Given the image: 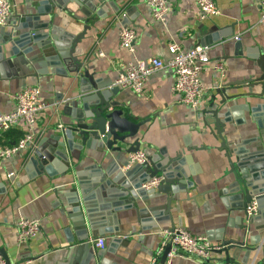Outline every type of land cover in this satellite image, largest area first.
<instances>
[{
    "label": "crops",
    "instance_id": "obj_1",
    "mask_svg": "<svg viewBox=\"0 0 264 264\" xmlns=\"http://www.w3.org/2000/svg\"><path fill=\"white\" fill-rule=\"evenodd\" d=\"M167 1L171 10L164 25L151 19L146 0H108L99 5L102 9L101 16L92 13L90 18H86L75 3L68 2L64 12L56 10L58 17L54 24L73 35L83 33L75 44L74 56L87 63L89 74L94 80H100V85L114 86L118 74L132 57L144 60L159 57L166 60L171 43H177L183 49L196 45L208 46L211 62H223L225 70L222 77L212 68V63L202 71L204 94L197 110L183 105L178 95L174 94L171 89L174 76L166 67L156 70L148 77L142 93L136 94L130 89L119 88L120 92L114 99L124 104L134 121H144L135 137L141 142L140 151L154 156L156 163L161 159L160 153L172 158L182 151V168L190 175L194 184L190 195L195 196L196 200H187L172 207L175 228L186 229L194 235L204 234L216 244H222L223 240L229 238L240 240L243 231L234 227L238 226L242 212L233 210L227 197L220 194V190L231 181L230 176L226 175L228 164L225 151L219 148L220 140L210 134L212 126L208 128L203 124L202 110L213 108L210 106L212 100L219 101V96L214 92L216 86L248 78L252 60L245 55V48L264 45V25L259 21L260 0H213L219 13L202 20L199 19L195 0ZM12 2L14 7L8 24L4 28L0 27V39L5 36V32L14 30L13 25L18 22L17 16L22 14L25 6L24 0ZM111 2L121 12L115 13ZM47 19L46 15L40 17L41 21ZM123 27H133L137 32L133 55L119 46V32ZM235 40L242 41V55L233 54ZM100 51L104 56L98 55ZM64 69L67 71L65 67ZM36 70H39L37 65L30 69L17 62L7 66L0 63V113L10 111L14 107V95L31 85L41 89V100L47 106L38 120V135L34 145L26 152L0 160V248H4L12 264H96L93 257L86 256L88 249L81 256L73 255L74 252L69 249L70 244L63 231L69 224L63 212L69 206L60 193L68 191L66 180L72 178L69 174L59 176L63 162L55 153H51V150L57 151L58 148L53 144L55 137L61 132L56 129L57 124L64 125L68 122V118L60 113L62 105L56 97L61 93L67 96L66 91L73 74H57L55 68L46 67L45 74L37 75ZM71 89L78 91V83L75 82ZM252 90L258 91L259 86ZM247 91L248 88L243 87L231 89L228 94ZM254 100L253 97H240L233 102L244 104L250 101L253 104ZM53 104L59 105L56 107ZM235 118L236 121L233 119L225 125L223 134L228 142L243 143L248 151L257 147L264 149V116L259 117L262 120L261 128L257 127L248 112ZM21 135L20 127L1 133L0 146L13 144ZM44 138L52 141L43 147L52 161L46 163L50 176L46 172L41 173L36 165L28 171L24 170L26 158ZM132 140L134 139L130 142ZM75 151L72 152L73 155H77ZM85 152L89 157L91 152ZM125 156L128 157L127 154ZM91 164L86 159L78 162L79 167ZM4 182L5 185H1ZM55 189L61 190L60 193H55ZM94 192L96 199L92 207L95 215L100 217L110 205L111 199L117 195H104V192L96 190ZM198 193L205 195L198 197ZM157 195L159 198L152 201L153 205L164 200L163 195ZM184 195L182 193L180 197L184 198ZM21 216L37 218L40 230L27 243L18 245L15 224ZM228 223L230 226H227ZM107 225L119 228L117 241H112L108 234L90 236L88 239V248H93L92 239L105 238L102 249L93 248L94 254L100 255L98 264H149L160 245V231L169 229L170 222L162 219L155 228L141 230L134 218V211L121 210L117 212L114 221ZM260 232V229L251 226L245 244H249V235L254 238ZM225 262L264 264L260 254L246 252L244 249L230 250L228 254L216 253L207 264ZM171 264L201 263L178 254Z\"/></svg>",
    "mask_w": 264,
    "mask_h": 264
},
{
    "label": "water",
    "instance_id": "obj_2",
    "mask_svg": "<svg viewBox=\"0 0 264 264\" xmlns=\"http://www.w3.org/2000/svg\"><path fill=\"white\" fill-rule=\"evenodd\" d=\"M106 1L108 0H24L23 12L17 16L18 22L14 23V30L5 32V36L0 39L1 65H13L17 62L30 69L37 65V75L45 74L46 67L55 68L57 74H73L66 91L67 96L61 93L56 97L62 105L60 113L68 118V122L53 142L58 147L57 151L51 150L64 165L59 176L69 174L72 179L66 180L69 186L67 192L60 193L61 190L57 189L54 192L60 193L69 206L63 212L69 222L63 230L70 244L69 249L74 252L73 255L80 256L88 249L86 256L93 257L96 264L100 255H95L93 248H88V239L90 236L108 234L112 241H117L119 228L107 225L114 221L117 212L133 210L141 230L155 228L162 219L169 220V229L173 230L175 224L171 215L172 207L187 200H196L195 196L190 195L194 184L190 175L182 168V151L172 158L160 153L161 159L157 163L154 156L147 154V161L144 163L128 164L125 155L140 150L141 142L135 137L144 121H134L124 104L114 99L120 92L119 87L100 85V80H94L89 74L87 63L74 56L75 44L83 33L73 35L54 24L58 17L56 10L64 12L68 2L75 3L79 11L90 18L92 13L101 16L102 9L99 5ZM110 4L115 13L121 12L114 3ZM44 15L48 17L47 21L40 20ZM242 46L241 40H235L233 54L242 55ZM245 55L252 60L248 78L216 86L214 92L220 99L218 102H210L213 108L202 110V121L206 127L212 126L210 134L220 140L219 148L225 151L228 164L226 175L230 176L231 181L220 190V194L227 197L233 210L242 212L238 226L234 227L243 231L241 239L223 240L219 244L222 248L216 253L228 254L230 250L244 249L246 252L260 254L264 261V149L257 147L245 150L243 143L228 142L223 134L226 123L233 119L236 121L235 116L244 112H248L257 127L261 128L262 120L259 117L264 116V45L245 48ZM75 82L78 83V91L71 89ZM255 86H259V90L254 92L252 89ZM243 87L248 88L246 93L228 94L231 89ZM240 97H253L255 100L253 104L250 101L235 104L233 101ZM131 139H134L133 142H130ZM47 142L52 141L42 139L39 146L26 158L25 171L36 165L41 173L46 172L50 176L46 163L52 161L50 154L43 148ZM73 151L77 155H73ZM85 151L91 152L89 157ZM82 159L91 161L92 164L79 167L78 162ZM154 176L161 177L159 184L149 189L143 188L142 185ZM1 185H5V182ZM95 190L104 192V195H117L111 199L110 205L100 217L95 215L92 207L96 199ZM182 193L185 194L184 198L180 197ZM157 194L163 195L164 200L153 205L152 201L159 198ZM204 195L197 194L198 197ZM252 201H255L257 211L255 214H248L247 206ZM229 223L227 226H230ZM251 226L261 232L254 238L249 235L247 245L245 241ZM169 250L170 245H167L160 255V264L165 262ZM0 257L4 264H12L4 248H0ZM228 263L232 262L223 264Z\"/></svg>",
    "mask_w": 264,
    "mask_h": 264
},
{
    "label": "built area",
    "instance_id": "obj_3",
    "mask_svg": "<svg viewBox=\"0 0 264 264\" xmlns=\"http://www.w3.org/2000/svg\"><path fill=\"white\" fill-rule=\"evenodd\" d=\"M194 2L201 20L219 13L213 0H195ZM146 5L149 8L151 19L164 25L171 10L168 1L146 0ZM13 7L12 0H0V27L8 24ZM259 21L264 25V0H260ZM136 38L137 32L133 27H123L119 32V46L133 55ZM168 50L169 57L166 60L159 57H152L148 60L132 57L118 74L114 86L130 89L134 93L140 94L148 77L156 70L166 67L172 71L174 76L171 87L174 94L178 95L183 105L197 110L204 94V84L201 80L202 71L212 63V68L222 77L225 70L224 64L221 61L211 62L208 46L196 45L189 49H183L177 43H171ZM98 55L104 56L101 51ZM53 105L57 107L58 104ZM46 107L41 100V89L38 86H26L14 95V107L8 112L0 113V134L20 127L22 135L13 144L0 146V160H6L26 152L34 145L38 135L37 123ZM56 129L62 131L64 125L58 123ZM127 158L129 165L141 164L147 161V154L139 150L130 152ZM9 176L11 175L9 174ZM160 180V176H154L142 187L145 189L156 187ZM246 211L248 214L256 213L255 201L247 206ZM39 230L40 222L37 218L18 217L15 224L17 244L27 243L38 234ZM160 235L162 237L160 245L149 264H160V255L167 245H170V250L163 264H171L172 259L178 254L194 258L201 264H207L213 260L216 251L222 248L221 245L213 243L206 235H194L183 228L163 229L160 231ZM91 243L95 250L102 249L105 245V238L97 237L92 239ZM0 264H4L1 257Z\"/></svg>",
    "mask_w": 264,
    "mask_h": 264
}]
</instances>
